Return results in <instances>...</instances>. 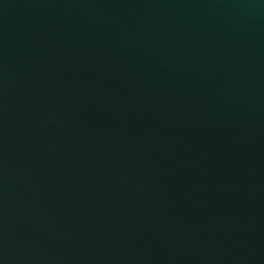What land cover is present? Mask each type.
<instances>
[{
    "label": "water",
    "instance_id": "1",
    "mask_svg": "<svg viewBox=\"0 0 264 264\" xmlns=\"http://www.w3.org/2000/svg\"><path fill=\"white\" fill-rule=\"evenodd\" d=\"M0 264H264V0H0Z\"/></svg>",
    "mask_w": 264,
    "mask_h": 264
}]
</instances>
